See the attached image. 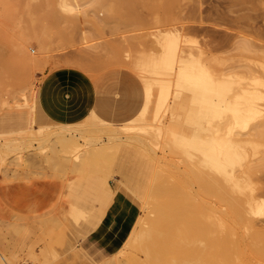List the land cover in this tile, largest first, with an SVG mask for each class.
<instances>
[{"label":"rangeland","instance_id":"rangeland-1","mask_svg":"<svg viewBox=\"0 0 264 264\" xmlns=\"http://www.w3.org/2000/svg\"><path fill=\"white\" fill-rule=\"evenodd\" d=\"M135 1L136 2H134L133 0H127V1L125 0V2L124 0L123 1L122 0H110V1L109 0H78L79 10L71 13L69 12V10H67L68 12H66L65 9L66 7L64 8V6L67 5L64 4L66 2L73 3V0L72 1L71 0H0V145H3V149L2 148L0 149V257L5 258V260H2L0 258L1 261L0 264L1 263L2 264L4 263L5 264H90L87 261L88 259L87 260L81 259L78 250L71 247L69 243L71 244L77 243V240L79 238L78 233L84 237L88 236L93 239L98 238V236L93 235V232L96 230L99 223L101 222V219L106 209L109 206L108 204L114 192H115L114 196H117L118 201L123 203L124 205L123 207L126 208V211L128 212L131 211L133 213L130 214L129 217L126 216L124 217L125 229L128 230L130 228L131 230V228L134 229V227L138 228L139 222H140L139 225H143V224L146 225V223L148 222L146 221L148 220L147 217L149 215L151 217L154 216V214H151L152 213L151 209H150L151 210L150 213L148 211L149 208H144V205H142L144 204L143 202L146 199L142 198V202L139 199H137L136 196H134L118 181L117 176L114 177V179L103 178L99 176H90L87 179L78 180L79 174H75V173L71 174V172H69L67 169L65 170V168H63L64 170H62L63 166L61 165L60 161L56 160L57 157L54 158V154H53L54 150L51 151L52 150L51 148L54 147L57 150L60 149L59 146L55 144L58 140H60L59 138L68 137V136L70 137L71 135H73V133L74 136L78 137L77 138L78 143L82 147L81 149L83 150L86 148L85 143L88 142L89 140L93 142H97L98 140L106 141L108 137L112 136L111 135L112 133H115L114 132L115 130L120 129V126L129 125V124L132 125L131 121L134 118L140 116V112L142 108L145 105L149 104V101H151L149 98L152 97L151 99L154 102L153 104H155L156 101L154 99L156 97V94L160 90L164 89L162 88V84L167 83L168 81L171 82L170 94L168 96V104H171L170 107L173 108V110L178 116V119L176 120L177 122L175 121L174 125L175 126L176 124L181 125V129L179 128V131L184 134L183 136L186 135L188 137L189 135L193 134V130L198 127V126L194 127L196 126V124L194 126L192 125L196 120V116L198 112V109L196 107L197 105L195 106L192 103L194 94L188 88H179L176 86V80L174 79L175 77L172 76L174 74L173 70H172L173 72L170 71V73L171 72L173 73L172 75L170 74V76H172L173 78L167 76V74L166 76H163L162 74L159 75L157 74L158 73L157 70L161 68L160 70L162 71V67H161L162 65L160 66L159 63V65L157 66L160 67L158 68L156 66L157 61H155V59L152 60L153 62L155 61L154 62L155 65H153V63L151 62L150 52L154 51L156 57V53L157 52L159 53L160 50V47L158 48L159 45L155 44L156 42L154 43V39L152 38V34L155 33L156 30L162 32L165 31L169 32L171 30L175 31L176 29L179 30V28H184L185 36H188L187 37L188 40L190 39L189 40L190 43L187 42L185 46L188 47L187 49L189 50L191 47H192L191 50H194V48H196L194 51H196L203 44H205L207 40L212 39V40H216L219 43L222 42L221 44L224 47H221V45L218 43L215 44L216 41L214 43L215 47L213 45V49L215 51H213L214 55L212 53L211 57L213 60L216 61H214L215 64H213L212 67L215 68L216 70L212 69L210 71L215 70L218 72L220 69V71L223 70L224 72L225 69L221 68V67H225L224 65H227V68L226 67L225 68L229 69L228 65L234 63V60H232L233 61L232 62L230 59L232 57V59L237 60L236 65H240L238 64L239 61L241 63L240 67L249 66L250 69L252 68L251 70L253 69L255 70L256 73L253 70V73H255L253 74L254 76L257 74V76L259 77L261 76V78L264 80V76H262L264 75L263 74L264 73V0H135ZM104 2L105 5H103ZM118 2L121 5L115 4ZM128 3L132 5H129ZM114 6L115 7L121 6V8H118V10L116 8L115 9L116 12H114L115 10L112 12L110 8L113 9ZM127 7L129 9H127ZM38 16L40 17L43 16L44 18L42 17L39 18ZM67 16L69 18H67ZM70 18H71V22H69ZM78 19L79 21L74 22V20L76 21ZM27 22H29V24ZM41 23L42 24L45 23V25L42 26ZM33 24L34 26H32ZM35 25L38 26L35 27ZM153 26L156 27L153 28ZM44 37L46 38V41H44L45 40ZM21 45L23 46V50H25V52H19V51H23L20 48ZM219 45L221 48L219 47ZM248 45H251V48ZM245 47H249L248 49H254L255 52L257 49V52L254 53L253 52L254 50L253 51L247 50V48L245 49ZM19 48L21 50H19ZM218 48L219 50H217ZM258 50H260V52H258ZM159 54L157 55L156 58H159ZM228 58L229 61H231V63L227 62ZM222 60L226 61L227 63L224 62L226 63L224 64ZM251 60L253 63H250ZM201 61H204L203 58L201 59ZM211 61L212 60H210V62ZM149 62H151L152 64H150ZM220 62L224 65L222 66ZM204 63L207 65L210 64L209 62H208L209 64L206 63V61H204ZM140 64L142 65L146 64L147 67H145L144 70L147 71H143L139 67ZM216 64L218 66L220 65V68L217 67ZM251 64L254 65V67L251 66ZM231 65H230V69H231ZM234 65L235 63L232 65V67ZM151 66L153 67L151 68ZM214 66H216L217 68ZM209 67H211V64L209 65ZM146 68L156 70L157 73H155L154 71L152 73H155V75L150 74L149 73L150 69H146ZM165 68L163 66V73ZM230 69L229 71L227 70V73L231 72ZM243 69L242 71L239 69L240 70L239 72V70H235L234 68L232 69L233 70L232 72L238 71L240 74L241 72L244 71L248 73L251 71L248 68L244 71ZM167 70L168 71L166 70L165 71L169 74V68ZM63 73H65V75L75 76V78L78 79L82 87L85 86L87 88L90 83L93 85L94 98H96L97 100L96 106L93 109H91L89 102H85L84 100L80 99L79 100L80 102H78L79 105L77 109L80 115L79 119L77 118L72 120L63 119L58 121L56 119L51 118L49 114L47 115L46 114L47 111L43 107L44 104L51 102H47L49 100L45 99L48 96L41 94V88L61 87L62 86L61 76ZM225 73H224L225 76L228 75ZM220 74H222V72H220ZM233 74L237 75L236 73ZM249 75H251V77H249L251 78L249 79L251 80L250 82H255V80L252 81L254 77L252 75V71ZM246 76H241L240 74L239 77H243L242 79L241 78L239 79L238 76L237 78L236 77L235 78L241 81L240 83L241 85L242 83L246 82L247 86L249 87V82L245 81L244 78ZM232 77L234 76L232 75ZM213 78H215L214 74H213ZM222 78L225 79L224 77H221V80ZM230 79L231 80L229 81V83L232 82V78ZM158 80L160 81L162 80V84H160L161 82H158ZM222 83L223 81L221 82L219 81L218 85L219 84L221 86L227 85L228 88V87H232L230 84H232L233 82L230 83L229 86H228V81L227 84L225 83L222 84ZM76 85H78V83H76ZM232 85L234 86V84ZM221 86H218V88ZM247 86L245 85V88H247ZM237 87L238 86H236L232 92L234 93L236 89L240 90L239 92L236 91L238 92L239 97L238 96H236L237 98L235 97L237 100H239L241 99L242 96L245 95V94L243 95V93L246 90L244 89V85L240 89H238ZM250 88L249 90H252ZM254 89H255V85H254ZM231 90L232 89L230 88L229 91L231 92ZM249 90L246 92L248 93ZM229 91L227 89V91L224 90L223 92L222 91L219 92H221V94L222 93L224 94L225 92L229 94L228 93ZM262 91L264 93V87H262ZM207 93L208 92H206V95ZM251 94H249L250 96L249 95L248 96L252 99ZM82 95L83 93L80 96ZM224 95H226V93ZM235 95L236 94L234 95L230 94V96L233 97L230 98L229 96V98L232 99L234 98ZM209 96H205L206 98L202 100L206 101V99H208L207 97ZM223 96L222 97L219 96V97L223 99L224 98ZM157 98L158 95L156 99ZM225 98H226L225 100L229 99L227 95L225 96ZM243 98L241 100L244 104L247 103L246 107H248V103L254 102L249 100L243 101L244 100ZM86 99H88L87 95H86ZM234 100H232L231 102H234ZM56 101L59 102V104L63 102V100H56ZM204 101H203V105H204ZM251 103L249 105L250 107L248 108L252 107ZM150 104L149 106L152 105ZM227 104H226V108H223L225 109L224 114H226V117H228L227 116L228 114L226 112L228 110ZM236 104H234L235 106L233 105L232 108L230 107L229 104V107L232 110L231 111L228 110V113L231 112L232 114L233 112L236 113L235 110H237V112L240 110L242 111V112L239 111V114L241 115V113H244L243 110L247 109L246 112L252 114L251 109L250 111H248L249 109L246 107L245 109L241 107L242 110L239 108V106H242V103L239 105V102H237ZM258 105H260L261 107L260 108L262 112L261 117L262 119H264V99L261 100ZM154 106L155 105H153V107ZM205 106H208L206 107L207 112L205 111ZM153 107L152 109H154ZM210 107L211 106L205 104L204 109L202 107V110L210 114V112L214 111V110L212 111L210 110L215 108V107L213 108V105L211 108ZM172 108H170L169 110L167 108V111L164 110L165 113L163 111L161 115L159 114L162 118L159 115H158L159 117L158 116L155 117L159 119L161 118L160 120L153 119L154 117L152 116L156 114L154 110L152 112V109H149L151 110L152 113H154V115L150 114L151 116L149 117L150 118L152 117L151 120L146 115L148 117L147 120L151 122L150 124H154L155 128L156 126H158L159 123L167 124L168 122L171 121ZM60 111L64 112V110L61 108ZM215 111L217 112V110ZM220 111L218 110L219 113ZM89 112H91L90 116H89ZM204 112L202 111V116L209 115V114L206 115V113ZM234 113L232 114L233 117L235 116ZM218 114L215 116L218 117ZM220 114L219 117H221ZM245 114L244 115L242 114L243 115L242 117H244L243 119L247 120L248 117L245 116L250 114H246V115ZM213 116L211 115L210 117L212 118ZM231 116L229 118L234 119L233 117L231 118ZM201 117L198 120V122L204 119V117L202 118ZM224 117L225 115L223 116V118ZM206 118L207 117H205V119L203 120L204 122L202 121L203 123L201 122L202 124L204 123L206 124L207 122ZM223 118L222 120H226V118L224 119ZM249 119L252 120L251 116L249 117ZM249 119L247 121H249ZM147 120H146L147 125H149V128L147 130L148 131L150 130V132H148L145 129L137 128L131 130V128L125 129V127H121L124 130L120 129L121 133L120 130H118L117 135L124 138H128L129 136L132 138L149 137L148 139L154 140L155 137L154 138L153 137L150 138V137L151 135L155 136L157 132L156 133L154 132L153 129L154 127L151 128L153 125L150 126ZM213 120L214 119L210 121L212 122ZM242 120H240V123L244 121ZM217 121H220V119ZM244 122L246 123V125H244V123H241V126L244 125L246 127L240 126L238 129L240 130L241 128V131L237 129L236 132L234 133L237 132L241 133L243 132V130L245 131L246 129L249 128L248 127L249 125L247 124H251V123H248L246 121ZM207 123H209V121ZM225 124L227 126V130L223 129L224 127L222 128V130H225L226 132L230 131L229 125L231 128V125L233 123H228L229 125H227V123ZM62 125L65 128H63ZM68 127L71 129H69ZM208 127L206 129L205 128L202 129L203 127L202 128L200 127L198 129L200 135L201 132L202 133L204 132V135L201 136H203V138L206 139L205 141L207 143L206 142L205 143L207 145L210 144L208 143L209 140H207V138L205 137L206 132H208L207 136L209 135L210 137L209 134L210 131L207 130ZM252 127H250L249 129H251ZM210 128L211 127H209V129ZM46 129L48 130V132ZM58 129L60 131H58ZM62 129L63 130L65 129L64 135L62 134L63 137L61 135V131L63 133ZM174 130L178 132L177 131L178 129L177 130L174 129ZM205 130L207 131L205 132ZM55 131L58 133H56ZM232 131H234V128H232ZM250 131L251 130H249V132ZM36 132L41 136L38 137ZM69 132L71 134H69ZM212 132L215 134L217 131L212 130ZM226 132L224 135H226L227 137L228 132L227 133ZM249 132L245 131L243 132V134ZM27 133L30 135L31 133L32 135L33 133L35 134L33 136H30L27 135ZM218 133H221V135H218ZM222 133L224 132L223 131L221 132V128H220V130H218L217 132V136L215 135L213 138L216 137L219 140L220 138L221 140H223L224 135H222ZM43 134L48 138V140H50L48 141V143L47 141L42 140L43 137L47 140V138ZM55 134L59 136H56ZM214 134H212V136ZM53 136H56L57 138L56 137L54 138ZM36 137H38V141L40 143H38ZM159 137L158 139L156 136L155 142L151 143V145L152 144L155 145V146L152 145L154 148L158 145L155 149L150 145V147L152 148L151 154H154V158L156 159L157 162L148 158L145 154L146 152L144 153L142 150L136 148H131V149L127 148V150L119 149L117 150V152H115L114 150L113 152L116 153V156H114L115 153L111 154V156L115 157L114 160L116 161L125 160L128 163L129 170L131 171L132 179L134 180L135 184L138 187H140L141 190H143L144 192L148 191L147 188L151 187L150 185L152 184V180H153V179L151 180V178H154L156 176V174H154L155 172L154 170L156 169L155 163L158 164L157 171L160 172L161 170L162 172L161 176H163L164 178L165 176L166 178L168 176L166 180H168L171 185H174V183H178L174 179H178L179 182L180 181L182 182L186 178L185 172H183V170H185L184 169L185 164H183L182 160L185 157L187 158V154L185 155V152L182 151L184 153L183 155V153L179 151L180 149L177 150L173 145L174 143L172 141H171L172 143L170 142V140L173 138L170 131H165L162 134V136ZM247 138L248 137H246V139ZM54 139H56L57 141L55 142ZM224 139H229V137ZM246 139L243 141H246ZM157 140L160 141L158 142ZM221 140L218 143L223 144L224 142L223 146L225 147L226 145L228 146V144L230 143L229 142L228 144H225L227 143L226 141L228 140L223 142ZM249 140L253 141V138L247 139L248 142ZM212 141L213 140L211 139V142ZM43 142L45 143L46 146H44ZM246 142L244 143L242 142V144H244V146H242L244 149L245 147L246 148L248 147V150H251L252 147L255 149L254 147L255 145L252 146L253 144L251 145V142L249 144L248 142L247 143ZM5 144L7 146H5ZM38 144H43V145L39 146ZM206 144H205L206 148L209 147L210 149V147H212V146H207ZM220 144L219 147L220 149H222ZM47 145H52L53 147L52 146L47 147ZM246 145L252 147L250 148L249 146ZM225 147H223V150L224 149L226 150ZM229 147L230 146H228V148ZM43 150L46 151L44 152ZM238 150L239 151H236L238 158L236 157V155L234 157L232 154H230L233 157L229 159L231 157L229 154L226 157L223 156L224 154L223 155L221 154L222 155V156L220 155L222 157V158L220 157L221 160L222 159L225 160V158H228L227 161L232 160L233 158H237L238 160L241 154L242 156H244L243 159L245 158L244 161H246L247 158L249 159L248 161L250 162V164L251 162L256 161V159H254L256 157H253L254 160L251 161L252 154L255 153L252 150H251L252 154L250 151H247L248 152L247 154L250 153V155L248 156H246L247 155L245 153L246 150L244 151L240 149ZM37 151H39V153ZM238 152H240L239 155ZM224 153L227 154L226 152ZM28 156L31 158H29ZM182 156L185 157L183 158ZM253 156H255V154H253ZM188 159L189 158H187V160L186 159L184 160L189 161ZM224 160H222L221 162H224ZM237 160L236 162L239 163L240 160L239 161ZM174 162L177 163H175L174 165ZM212 162L213 161L211 160L210 163L209 162L207 163L211 164ZM236 162L234 160V163ZM240 162H241L240 166L242 164V169L245 171L246 168L244 169L243 167H247V165L252 168L255 167L253 166L254 165L253 163H252L253 165L252 164L249 165V162L248 163L247 162L245 163L243 161ZM17 163L20 164L18 165ZM48 164H50V167ZM159 164L161 168L163 167L164 169H160ZM176 164H178L179 166H177ZM16 165L18 166V168L16 167ZM213 165L214 164L212 163L211 165H209V167L210 166L212 167ZM234 165L235 164L227 165V167L229 168L228 170H230L231 169L230 167L231 166L233 167ZM203 166L206 167V165H202L203 169H201V165L198 166L200 168H198L199 171L197 173L200 174L201 170L204 171ZM216 167L217 166H214V168ZM236 167H237V171H235L234 167H233L234 169L232 170H234L236 173L242 172L241 168H239L238 166ZM175 168L176 169L178 168L177 170L179 171V173L175 174L176 172ZM211 169H213V167ZM211 169H210L211 171L210 173H213V170H215L214 172H219V170L216 171L217 169H213V170ZM254 169H256V167ZM169 170L174 173L170 172ZM205 171L207 172V170ZM205 171L203 174V178L207 174L208 175L210 174L208 172L206 174ZM64 172L67 174V176L66 174H64ZM195 173L196 172L194 170L191 177L193 176L196 178L197 173L196 174ZM236 173L233 174L237 175L236 178L239 180L241 176L246 175L245 173L241 175ZM153 174L155 175L154 177ZM173 175H175L176 177ZM212 175H214V173ZM218 175L219 174H217V176ZM248 175L252 177L254 173L253 174L249 173ZM36 176H38V178H34ZM220 176H218V178L216 177V175L211 177L214 178V181H217L220 178ZM207 177L208 176H206L204 180ZM211 177L209 178L211 179ZM253 177H254L253 179L257 177L256 181H258L257 183H259V187H260L258 193V195L260 194L259 201L261 202L263 201L262 206L264 209V169L262 172H257V176H253ZM221 178H223L225 181V177L221 176ZM172 180L173 183H171ZM68 181L70 182L68 183ZM222 182L220 184L224 185L225 183ZM192 183H187L189 185L185 187L189 188L190 186H192L190 188L191 192L189 189H187L189 190L187 192L196 193V191L194 190H197L198 186L197 187L195 186L196 182H192ZM193 187L194 190H192ZM193 195L194 194H192V196ZM208 198L207 200L205 199V201L206 202L208 201L209 203V200L211 201L213 197H211L210 199ZM212 202L214 203L211 202L210 203L215 204L216 200L213 199ZM81 207L86 208L85 211L80 212ZM75 208L76 210H74ZM143 208L147 212L144 211ZM263 209L260 215L256 216L257 218H255L257 229L263 231V233L261 234L262 237L264 235ZM65 213L67 216L65 215ZM62 216H64V218ZM55 219L56 220L58 219V223ZM60 220L61 221L64 220L63 221L64 224L63 222L61 223ZM145 221L146 223H144ZM145 225L143 226L144 228H146L147 226ZM65 227L68 229H66ZM71 229H73L72 234L76 235V238L78 237L77 239H75L73 236L71 237L70 235L71 232L69 233ZM129 231L124 235H129L131 233V232L129 233ZM262 237H260V240L261 242H264V237L263 238ZM69 240L71 242H69ZM78 242H79V248H82L80 246L81 240H78ZM261 244L259 245V248H262L264 250ZM87 253H88L87 255L94 262L100 263L99 260L94 255H92L91 253L89 254V252ZM136 256L138 260H140L141 262L144 261V255H142V253L136 252ZM126 257L127 255L124 254L121 255L119 259L123 261L126 259ZM194 257L196 261L194 260L195 262H193V264L204 263V259L199 258V256L197 257V255L196 256L194 255L193 259ZM187 258L189 259L188 256ZM190 260L192 261V258ZM256 263L264 264V259L259 261L257 260ZM186 264H189V262Z\"/></svg>","mask_w":264,"mask_h":264},{"label":"bare ground","instance_id":"bare-ground-1","mask_svg":"<svg viewBox=\"0 0 264 264\" xmlns=\"http://www.w3.org/2000/svg\"><path fill=\"white\" fill-rule=\"evenodd\" d=\"M133 1L136 2L135 0H133ZM119 2L115 3V4L121 5L120 4L121 2L120 3ZM124 2H125V0H124ZM134 2H133V4H134ZM64 5H67V6H64V8L66 7L65 8L66 12H68L67 10H69V12L72 13V12H75V11L79 10L78 9V7H79L78 0H73V3L66 2ZM103 5H105V2L103 3ZM112 5H113V3H112ZM117 5H115V6H117ZM122 5H123V3H122ZM129 5H132V4H129ZM129 5H127V6H129ZM115 6H114L113 9L110 8V10H112V12L116 8H117V10H118V8H121V6H119V7H115ZM132 8H133V6H132ZM127 9H129V8L127 7ZM120 11H121V9H120ZM114 12H116V10ZM73 14H75V13H73ZM79 14H80V12H79ZM118 14H119V12H118ZM119 16H120V14H119ZM38 17L39 18H41V17L44 18L43 16H41V17L38 16ZM67 18H69V17L67 16ZM68 21H69V19H68ZM77 21H79V19L76 20V21L74 20V22H77ZM69 22H71V18H70ZM111 22H112V20H111ZM27 23L29 24V22H27ZM42 23H41V25L44 26L45 23L44 24H42ZM34 24L32 26H34ZM73 24H75V23H73ZM37 26L35 25V27H37ZM155 27L153 26V28H155ZM44 31H46V30H44ZM184 32H185L184 28H179V30L176 29L175 31L171 30L169 32L168 31L162 32V31H157L156 30V32L152 34V38L154 39V43L156 42L155 44L159 45L158 48L160 47V50H159L160 54L157 52L159 54V58H156L158 54L156 53V57H155L154 51L153 52L151 51L150 52L151 53L150 54V59H151V62L153 63V65H155V63H154L155 61H157L156 62V66L159 65V63H160V66L162 65L161 66L162 67V71L160 70L161 68H159L160 66H157L159 68L158 69L159 71L157 70L158 73L156 72V70H153V69H150V68H146V69H150L151 70V72L149 70L150 74H154L155 75V73H157L159 75L162 74L163 76H166V74L169 77L174 76L175 77L174 79L176 80V86L177 87H179V88H188V89H190L192 91V93L194 94V98L192 99V103L195 106L197 105L196 107L198 109L196 120H195L196 123L194 122L192 125L194 126L196 124V126H194V127H197V126L198 127L195 128V129L193 128L195 131L193 130V134L192 135H189L188 137L186 135L183 136L184 134L179 131V128L181 129V125H177L176 123H175L176 126L174 125V122L178 119V116L175 113V111L173 110V108L170 107L171 104H168V96L170 94L171 82L168 81L167 83H163L162 84V80L161 81L158 80V82H161L160 84H162V88H164V89L160 90L156 94V97L158 95V98L156 99V97H155V99H154L156 101V103L153 104L154 102L151 99L152 97L149 98L152 101L151 102L148 99L149 104L151 102L152 105L150 104L151 106H149V104H147L149 107L147 105H145L142 108V110L140 112V116H138L141 119L136 117L137 116L136 115L135 116L136 118H134L131 121L132 125H130V124L129 125H123V126H120V129L124 130L121 127H125V129L126 128L127 129L131 128V130L132 129H137V128L147 130L149 128V125H147L146 120H147V118L149 116L154 115V113H152L153 110H154V112L156 114V115L152 116V117H154L153 119L160 120L162 118L160 116L161 113L164 110L167 111V108H168V110L170 108H172L171 121L168 122L167 124H161V123H159L161 121H159L158 122L159 124L157 123L158 126H156L157 129L154 127V124H150L151 122H149L147 120L149 122L150 126L153 125L151 128L154 127L153 128L154 132L155 133L157 132L155 136L151 135L150 138H152V137L156 138V136L158 138L159 136H162V134L165 131H170L171 132L173 138L170 140V142L172 141L174 143L173 145L175 146V148L177 150L180 149L179 151H181V152L182 151L185 152V155L187 154V158H189L188 159L189 161H186L187 158L185 156H184L185 158L182 156L184 159H186V160H184V159L182 160L183 164H185V167H184L185 170H183V172H185V175H186V178L184 177L185 180H183L182 182L181 181L179 182L178 179H174L178 183H174V185H171L170 182L168 180H166L168 178V176H167V178H166V176L164 178L163 176H161L162 175L161 170H160V172L157 171V169H158L157 165L158 164L155 163V165H156L155 168L156 169L154 171L155 172L157 171V172L156 173L154 172V174H156V176L153 174V177L154 176L155 177L151 178V180L153 179L152 180V184L150 185L151 187L147 188L148 191H145V192L143 190H141V188L138 187L135 184L134 180L131 177V171L129 170L128 163L125 160H117V161L114 160L115 159L114 156H116L115 152H117V150H119V149L127 150V148H129V149L136 148V149L142 150L144 153L146 152L145 154H146V156L148 158H150V159L154 160L155 162H157L156 159L154 158V154H151L152 153V150H151L152 148L150 147L151 143L155 142V138H154V140H151V139H148L149 137L148 138H144V137L132 138L130 136L128 138L120 137V136L117 135L118 134L117 132L120 129L115 130L114 131L115 133H112L111 134L112 136L108 137V139L106 141H101V140L99 141L98 140L97 142H93V141L89 140L90 142L88 141V142L85 143L86 148L84 150L81 149L82 147L78 143V139H77L78 137L74 136V133L70 137L69 136L68 137H63L65 129L64 130L62 129L63 133L61 131V135L63 134L62 135L63 138H59L58 137L60 140L57 141L56 139H54V141L55 142L57 141V142L56 143L53 142V143L57 144L60 149L57 150L52 145H47V147L48 146H52L53 147V148H51L52 149L51 151L54 150L53 151L54 158L57 157L56 160L60 161L61 165L63 166V167L61 166L62 170H64L63 168H65V170L67 169L69 172H71V174L72 173L73 174L74 173L75 174H79L78 175V180L87 179L90 176H99V177H103V178H113V179H114V177L117 176L118 177V181L127 190H129L134 196H136L137 199H139L141 202H142V198L146 199L143 202L144 204H142V205H144V208H149V210H148L149 212L152 210L151 211L152 213L151 212L150 213L154 214V216H152V217L150 215L148 216L149 218L147 217V219H148V220H146V221H148L147 223H146V221L144 222V223H146L147 226L145 224L139 225V223H140L139 222L138 223V228L137 227H134V229L131 228V230L129 231V233L130 232L131 233L129 235H124L123 233L121 235H119V238H120L119 241H114V240L112 241L111 240V241H109V243L108 242H100L99 238L93 239V238H90L88 236L84 237V236H82V235H80L78 233V237L79 238L78 237L77 238H78V240H81L80 246L82 248H79L78 240H77V243H74V244L73 243L72 244L69 243V245L71 247H73L74 249H77L79 254H80V258L84 259V260L88 259L87 261L90 264H114V263L115 264H186L188 262H189V264H193V262L196 261L195 257L193 259L194 255L195 256L197 255V257L199 256V258L204 259V263L205 264H257L256 263L257 260L259 261V260L264 259V250L262 248H259V245L261 243L262 244L264 243V242H261V240H260V237H262L261 234L263 233V231H260V230L257 229L256 221H255V218H257L256 216L260 215V213L262 212L263 201L262 202L259 201L260 194L258 195V193H259V188L260 187H259V183H257L258 181H256L257 177H255V179H253L254 178L253 176H257V172H262L263 169H264V152H263L264 149H262V148H264V119H262V117H261V114H262L261 109H260L261 107H260V105H258L260 103V101L264 99V93L262 91V87H264V80L261 78V76L260 77L257 76V74L255 75L256 76L255 77L253 75V74L256 73L255 70L253 69L254 72H255V73H253V70H251L252 68L250 69L249 66L248 67H240L241 63L239 61H238V64H240V65H236V61L237 60L236 59H232V57L230 59H231V61L234 60V63H235V65L233 67H232V65L234 63L232 64L231 61H229V58H228V61H227V62L232 64V65L231 64L228 65L229 69H230V65H231V69H230L231 72L227 73V70L229 71V69H226L227 65H224V64L227 63L226 61L222 60L223 63L226 62L224 64H222L220 62V64H222V66L224 65L226 67V68L225 67H221L222 69L223 68L225 69L224 72H223V70L220 71V69H219L220 65L218 66L216 64V66L219 67L218 68L219 71L222 72V74H220L219 71L218 72L215 71L216 69L212 67V65L215 64L214 61H216V60H213L212 57H211L213 51H215L213 49V45H214L216 40H212V39L211 40H207L205 42V44H203L200 48H198L196 50L197 51L196 52V51H194L196 48H194V50H191V48H192L191 47L190 50H189V49H187L188 47L185 46L187 44V42H189L190 39L188 40V38H187L188 36H185ZM44 41H46V38H45ZM217 43L220 44L221 47H224L221 44L222 42L219 43V42L216 41L215 44H217ZM220 45H219V47H220ZM248 46L251 48V45H248ZM214 47H215V45H214ZM249 47H245V49L247 48V50H251V51L254 50V49H248ZM252 47H253V45H252ZM20 48L23 50V46L22 45H21ZM20 48H19V50H21ZM217 50H219V48ZM19 52H25V50L19 51ZM253 52L256 53L257 49H256V52H255V50ZM258 52H260V50H258ZM196 53H198V54H196ZM213 55H214V53H213ZM202 58H203L204 61H206V63L209 62L211 64V67H209V65H210L209 63H208L209 65H207V64L204 63V61H201ZM207 58H208L209 61L207 60ZM153 59H155L154 62L152 61ZM196 59H199L201 62L199 60H196ZM210 60H212V61L210 62ZM151 62H149V63L152 64ZM202 62H203V64H202ZM250 63H253L252 60H251ZM163 66H164V68L166 66V68L164 69V73H163ZM216 66H214V67H216ZM251 66L254 67V65H252V64H251ZM139 67L143 71H147V70H144L145 67H147L146 64L145 65L144 64L143 65L140 64ZM152 67L153 66H151V68ZM167 67L169 68V74L166 72V71H168ZM236 67H237V69H236ZM234 68H235V70H239L240 69L241 71H242L243 68L250 69L252 71V75L255 77L254 78L252 76L253 77L252 81L255 80V82H250L251 80H249V79H251V78H249V77H251V75H249L251 73V71L249 70L250 72L248 73V72L244 71L246 69H243V71L245 73L241 72L240 74H241V76H246L247 73H248L249 76L247 75L244 78H245V81L249 82V87L247 86L246 82H245L246 84L242 83V85H241L240 84L241 81L236 79L237 76L239 77V75H240L239 74L240 70H239V72L237 71L238 73L237 72H232L233 71L232 69H234ZM212 69H215V70H213L214 72L210 71ZM154 71H155V73H152ZM170 71H172L174 74L172 72L170 73ZM224 73L228 74L229 77H228V75L225 76ZM233 73H236L237 75H234ZM170 74L171 75L173 74V75L170 76ZM213 74H214L215 78L218 79V77H219V79L217 80V79L213 78ZM221 75H223V76H221ZM232 75L234 77H232ZM220 76L224 77L225 79L222 78V80H221ZM262 76H264V75H262ZM205 78H206V80H205ZM230 78H232V82H233V83L232 82H230V83L234 84V86L229 83V81L231 80ZM240 78L242 79L243 77H239V79ZM226 80L228 81V86L230 84L233 88L232 87H228L227 88V85L226 86L225 85L221 86L220 85L221 83L218 85L219 81L220 82L223 81L222 84H224V83L227 84ZM250 83H252V84H250ZM239 85H240V87H239ZM243 85H244V89L246 91H248L249 88L252 85V87L250 88L252 90H249L248 93L245 90H243V91H245L243 93V95L244 94L245 95L242 96V97L240 96L241 99L244 97L243 101H246V100L247 101L248 100L249 101H254L252 103L250 102L252 104L251 108H248V107H250L249 106L250 103H248V107H246L247 103L244 104L241 99H239V100L236 99L237 98L236 96L239 97L238 92L240 90L236 89L234 91V93L232 92L233 89H235L236 86H238L237 88L240 89ZM245 85L247 86V88H245ZM254 85H255V89H254ZM218 86H221V87L218 88ZM222 87H224V88L226 87L228 89V91L230 90V88L232 89L231 90L232 93L230 91L228 92L229 94H227V92H225L226 95L228 96V98H229L230 94L231 95L236 94L234 96V98H232V99H230V98L233 97V96H230V98L228 99L230 102L228 100H225L226 99L225 98L226 95H224L225 93L221 94V92H219V91L223 92L224 90L227 91L226 88L224 89ZM219 89H221V90H219ZM204 91H205V93H204ZM236 91H238V92H236ZM206 92H208L207 95H206ZM202 93H203V95H202ZM249 94H251L252 99L249 97L250 96ZM252 95L255 97V99H254V97ZM205 96H209V97H207L208 99H206V101L202 100V99L206 98ZM219 96H221V97L223 96L224 98L221 99V97H219ZM234 99H236L237 101L234 100ZM232 100H234V102H231ZM240 100H241V102H240ZM203 101H204V105L207 104V105H209L211 107L213 105V108L215 107L214 109H211L210 111L217 110V112L216 111L215 112L212 111L215 114L210 112V114L212 113L211 114L212 116L214 115L212 118L210 117L211 115L209 113H206L207 112L206 107H208V106H205V111L206 112H204V110H202V107L204 109ZM237 102H239V105L242 103V106L238 105L241 110H242V108L245 109V107L249 109L248 111H250V109H251V112H252L253 116H252V114L246 112L247 109L243 110L244 113H241V115L239 114L240 110L238 112H237V110H235L236 113L233 112L234 115H235L234 117L232 115L233 113L232 114H231V112L228 113V110L229 111L232 110V109H230V107L232 108L233 105L236 104ZM31 103H32V101H31ZM227 103L230 104V107H229V104H227ZM226 104H227V107H228V110L226 109L228 117H226V114H224L225 113V109H223V108H226ZM153 105H155V106L153 107ZM238 106H236V107H238ZM152 107L154 109H152ZM149 109H152V112ZM209 109H208V112H209ZM220 109H221V111H220ZM234 109H236V108H234ZM218 110L220 111L221 114L218 112ZM89 111H91V110H89ZM165 111H164V113H165ZM202 111L204 113H206V115L209 114L208 116L204 115L205 117H207L206 120H207V122L209 121V123H207L206 120H205L206 124L205 123L202 124L204 122L203 120L205 119V117L202 116ZM149 112H151V113H149ZM240 112H242V111H240ZM90 113L91 112H89V116H90ZM218 113L220 114L221 117H219ZM245 113L246 114H250V115L245 116V117H248L247 120L251 116L252 120L249 119L250 122L245 120V119H243L244 117H242V116ZM217 114H218V117L215 116ZM158 115L161 117L160 119L159 118H155ZM222 115L223 116L225 115L224 118H226V120H222V118H223ZM229 115L231 116V118L233 117L234 119H230ZM201 116L204 117V119L202 120L203 122L202 121L198 122V120L200 119ZM151 118L149 117L150 120H151ZM218 118L220 119V121H217V120H219ZM241 118L244 121H246L248 123H251V124H247V125H249L248 126L249 128L254 125L251 129L244 128V129H246L245 131H247V132H249V130H251L249 133L243 134V132H245L244 130L241 133H238V132L234 133L241 126V123H244V125H246V123ZM212 119H214V120L211 122L210 120H212ZM215 120H216V123H215ZM240 120H242L243 122L240 123ZM223 121H225V122H223ZM230 121H232V122H230ZM200 123H201V126H200ZM225 123H227V125H229L228 123H233L231 125V128H230V125H229V130L230 131H227L228 132L227 137H226V135H224L225 132H226L225 130H227V126H226ZM207 124L209 125V127H211L210 129H209ZM217 124H218V126H217ZM159 125H160V127H159ZM219 125H220V127H219ZM244 125L241 126V127H246ZM173 127H175V128H173ZM200 127L201 128L203 127L202 129H204V128L206 129L208 127L207 130L210 131L209 132L210 137H209V135L207 136V133H208V132H206L207 130H205V132H206L205 133L206 134L205 137L207 138V140H209V142H208V143H210L209 145L206 144L207 143L205 141L206 139H204L203 136H201V135H204V132L203 133L201 132V135L199 134V132H198L199 130L198 129ZM63 128H65V127L63 126ZM220 128H221V132L222 131L224 132V133H222V135H224V137L220 136V137H223V140H221V138H220V140L222 142L228 140V141H226L227 143H225V144H228L230 142L228 144V146H230L229 148H228L227 145H226V147L223 146L224 142H223V144H220V143H218V142H220L219 139H217L215 137L218 140L217 141L215 138H213L215 135L217 136V132H218V130H220ZM222 128L225 129V130H222ZM232 128H234V131H232ZM69 129H71V128H69ZM174 129H176V130L178 129L177 131L179 132V134ZM121 130H120V133H121ZM212 130L213 131H217V132L214 134L212 132ZM58 131H60V130L58 129ZM239 131H241V128H240ZM47 132H48V130H47ZM148 132H150V130ZM51 133H53V132H51ZM56 133H58V132H56ZM155 133H153V134H155ZM34 134L35 133H33V135ZM69 134H71V133L69 132ZM180 134H182V135H180ZM212 134H214V135L212 136ZM27 135H30V134L27 133ZM33 135L31 133L30 136H33ZM37 135H38V137L41 136L38 133H37ZM55 135L59 136L57 134H55ZM218 135H221V133H218ZM47 136H50V135H47ZM56 136H53V137L55 138ZM38 137H36L37 141H38ZM228 137H229V139H224V138H228ZM246 137H248L247 139L253 138V141L249 140V142H248ZM22 138H23V136H22ZM24 138H26V137H24ZM211 139L213 140L212 142H211ZM245 139L248 142V144L251 142V145L253 144L252 146L255 145L254 147H255L256 150L252 146L246 145V146H249L250 148L251 147L253 148V149L251 148V150L253 152H255V153H253V154H255V156H253L251 150H248V147L247 148L245 147V149L242 147V146H244V144H242V142L243 143L246 142V141H243ZM42 140L47 141V143H48V141H50V140H48V138L46 140L44 137L42 138ZM157 141L159 142L160 140H157ZM51 142H52V140H51ZM38 143H40V142L38 141ZM43 144H44V146H46L44 142H43ZM43 144H38V145L42 146ZM205 144L207 146H212V147H210L211 150L209 149V147L206 148ZM219 144L221 145L222 149H220ZM152 145L155 146L154 144H152ZM5 146H7V145L5 144ZM55 147H56V145H55ZM223 147L226 148V150L224 149L225 151L223 150ZM1 148L3 149V145H0V149ZM37 148H38V146H37ZM161 148H162V146H161ZM242 148L244 150H246L245 151L246 154L248 153L247 151L251 152V154H252L251 161L256 159V161L251 162V164L252 163L254 164V165L253 164L252 165L255 166L256 169H254L255 167L252 168V167H250L248 165H247V167H243L244 169L246 168V171L242 169V164L240 166V163H241L240 161H243V162L246 163L249 160L247 158V160L244 161L245 158L243 159L244 156H242L240 154V152H238V155L240 154V156H239V159L237 160L238 156L236 154L237 153L236 151H239L238 149L244 151ZM261 149H262V151H261ZM9 150H11V149H9ZM114 150H115V152H113ZM40 151H42V150H40ZM222 151H223V153H222ZM37 152L39 153V151H37ZM224 152H226L227 154H225ZM112 153L113 154L115 153L114 156H111ZM221 154L222 155L224 154L223 156H225V157L228 154L229 155L232 154L234 157L236 155L237 158H233L232 160H229V161H227L228 158H225V160L222 159V160H224V162H226V163H224V162H221L222 161L221 160V158H222ZM183 155H184V153H183ZM232 155H230L231 157L228 156V157H230L229 159H231L233 157ZM243 155H244V153H243ZM248 155H250V153L247 154L246 156H248ZM163 156H164V154H163ZM163 156H161V157H163ZM253 157H256V158L253 159ZM29 158H31V157H29ZM240 158H242L243 160L240 159ZM47 159H48V157H47ZM211 160L213 161L212 163L214 164L212 166L213 169H217L216 171L219 170V172H214L215 170L211 169L212 168L211 166H210L211 168L209 167V165L212 164V163L209 164ZM234 160H235V162H236V160L237 161L240 160V161H239V163L236 162L237 163V165H236V163H234ZM57 161H56V164H57ZM159 161H160V158H159ZM179 161H177V162H179ZM23 162H26V161H23ZM177 162H174V165ZM207 162H209V163H207ZM229 162H231V163H229ZM170 163H171V161H170ZM172 164H173V162H172ZM224 164H226V165H224ZM230 164H235L233 166L235 168V171H237V167L236 166H238L239 168H241L242 172L236 173L234 170H232V169H234L232 166L230 167L231 171L228 170L229 168L227 167V165H230ZM251 164L249 162V165H251ZM28 165H29V162H28ZM37 165H39V164H37ZM48 165L50 167V164H48ZM176 165L179 166L178 164H176ZM200 165H201V169H203L202 165H206V167L205 166H203V167H204V171L207 170L208 173L211 172L210 169L213 170V173H214V175H216L217 178L220 175L225 177V181H224L223 178H221V176H220V178L217 181H214V178L211 177V176H214V175H212L213 173H210L209 174L210 176H209L206 171H205V173L207 174L206 176H208L207 177L208 179L206 178L207 180L206 179L204 180V178L206 177L205 176L203 178L204 171L200 169L201 170L200 174L197 173L199 171L198 168H200L198 166H200ZM244 165H246V164H244ZM159 166H160V164H159ZM214 166H217L218 168L217 167L214 168ZM16 167L18 168L17 165H16ZM41 167H43V166H41ZM205 168H208L209 170L205 169ZM225 168H227V169H225ZM48 169H50V168H48ZM160 169H164V168L163 167L161 168V166H160ZM177 169L175 170L176 171L175 174L179 173V171ZM252 169H253V172H252ZM59 170H61V169H59ZM194 170L197 173V174L195 173L197 175L196 178L193 177V176L191 177V175L194 172ZM202 171H203V173H202ZM50 172H49V174H50ZM170 172H172V171H170ZM172 173H174V172H172ZM233 173H236V174H239V175L245 173L246 175L245 176L243 175L244 177L241 176L242 179L239 177L240 178V180H239V179L236 178L237 175H235ZM247 173L248 174L249 173L250 174L254 173V175H252V177H251ZM64 174H66V173L64 172ZM163 174H165V173H163ZM217 174H219V175L217 176ZM200 175H201V177H200ZM50 176H51V174H50ZM66 176H67V174H66ZM173 176H175V175H173ZM69 177H71V176H69ZM177 177H179V176H177ZM209 177H211V179ZM34 178H38V176H36ZM47 178H48V176H47ZM119 178H120V180H119ZM212 178H213V180H212ZM220 179H222L223 182ZM169 180H171V179H169ZM220 181L222 183H225V184L224 185L220 184L221 183ZM69 182L70 181H68V183ZM192 182H196L195 186L196 187L198 186L197 190H194V187L192 189V190L196 191V193L195 192L194 193L193 192L190 193L191 192L190 188L192 186H190L189 188L185 187V186L189 185L187 183H192ZM206 182H207V184H206ZM168 183L170 184V186H169ZM171 183H173V180H172ZM181 184H183V185H181ZM192 184H194V183H192ZM197 184H199V185L201 184V185L199 186ZM86 185H88V184H86ZM187 189H189L190 192H187V191H189ZM192 194H194V195L192 196ZM208 197H210V198L213 197V199L216 200V203L215 204H211V203H214V202H212L213 199L211 201L209 200V203H208V201L206 202L205 199L207 200ZM210 198H208V199H210ZM52 210H50V211H52ZM45 211H47V210H45ZM144 211H146V210L144 209ZM65 215H66V213H65ZM54 217H55V215H54ZM62 217L64 218V216H62ZM137 219H138V217H137ZM64 220H62V221L60 220L61 223ZM56 221L58 223V219ZM138 221H139V219H138ZM63 224H64V222H63ZM63 224H61V225H63ZM144 225L146 226V228L143 227ZM58 226H59V224H58ZM66 229H68V228H66ZM72 232H73V229H71L69 231L71 237L73 236L75 239H77L76 235H73ZM263 237H264V235H263ZM70 240H69V242L72 241V240L71 241ZM77 244H78V246H77ZM262 244H261V246H263V248H264V244L263 245ZM87 252H89V254L91 253L92 255H94L99 260L100 263L94 262L87 255L88 254ZM136 252L137 253L140 252V253H142V255H144V261L143 262L138 260V258L136 256ZM194 253H196V254H194ZM124 254H126L127 257H126L125 260L122 261V260L119 259V257L121 255H124ZM187 256L189 257V259L187 258ZM0 258L2 260H5V258H2V257H0ZM191 258H192V261L190 260Z\"/></svg>","mask_w":264,"mask_h":264},{"label":"crops","instance_id":"crops-1","mask_svg":"<svg viewBox=\"0 0 264 264\" xmlns=\"http://www.w3.org/2000/svg\"><path fill=\"white\" fill-rule=\"evenodd\" d=\"M61 81V87L41 88V94L48 96L45 99L49 100L47 102H51L43 105L44 109L47 111L46 114H49L51 118L56 119L58 121L63 119H79L80 115L77 109L79 105L78 102H80V99L84 100L85 102H89L91 109L96 106L97 100L96 98H94V89L91 83L87 88L85 86L82 87L78 79L75 78V76L65 75V73L62 74ZM76 83H78V85H76ZM82 93L83 95L80 96ZM86 95L88 99H86ZM56 100H63V102L59 104V102H57ZM60 108L63 109L64 112H61ZM113 196V199L111 198L108 204L109 206L106 209L101 222L99 223L96 230L93 232V235L98 236L100 242L109 243V241L111 240L119 241V235H121L122 233L125 234L130 230V228L128 230L125 229L124 217H129V215L133 213L131 211H126V208L123 207V203L118 201L117 196ZM85 209L86 208L81 207L80 212L85 211ZM74 210H76V208Z\"/></svg>","mask_w":264,"mask_h":264}]
</instances>
